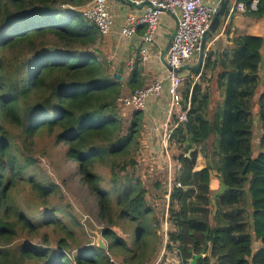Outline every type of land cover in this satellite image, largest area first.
<instances>
[{
    "label": "trees",
    "instance_id": "16d2710c",
    "mask_svg": "<svg viewBox=\"0 0 264 264\" xmlns=\"http://www.w3.org/2000/svg\"><path fill=\"white\" fill-rule=\"evenodd\" d=\"M92 1L0 0V264L159 260L168 189L159 181L152 186L163 193L160 218L135 172L144 137L163 147L169 97L165 92L149 99L147 105L157 113L153 119L119 102L147 86L140 68L134 65L126 76L118 56L110 60L102 53V59L93 51L105 37L78 10ZM238 2L247 6V16L264 19V0L256 11L250 10L252 0ZM263 51V37L238 36L228 66L208 52L202 70L182 73L187 77L184 101L193 92L188 122L169 139V148L177 146L181 154L166 209L171 229L165 244L168 258L177 262L158 264H192L197 255L202 258L196 264H264V90L257 95ZM217 68L222 72L210 77ZM38 135L65 146V160L77 165L101 214L111 217L114 203L117 219L130 227L123 231L128 238L105 228L106 249L91 242L82 246L76 231L80 224L75 219L66 223L63 212L45 205L57 186L29 174L36 162L19 145ZM207 144L213 163L197 170L198 147ZM103 168L109 170L107 179L99 173ZM216 179L227 190L217 198L214 214ZM27 192L45 207L25 211L20 198ZM243 196L251 210L247 234L228 208ZM223 220L227 226H221Z\"/></svg>",
    "mask_w": 264,
    "mask_h": 264
},
{
    "label": "rangeland",
    "instance_id": "374dc122",
    "mask_svg": "<svg viewBox=\"0 0 264 264\" xmlns=\"http://www.w3.org/2000/svg\"><path fill=\"white\" fill-rule=\"evenodd\" d=\"M78 10L81 11L80 9ZM106 39L107 38L105 37L104 42H99V44L94 47L93 51L102 59L106 54L110 60H115L116 51L115 48H112L114 43L106 41ZM102 53L105 54L102 55ZM262 55V62L260 64V70L258 71V96L259 93L264 90V51ZM198 57L199 52L196 54L195 59H197ZM198 79L199 77L197 78V81ZM184 88L185 84L183 85L182 89ZM212 89H215V87H212ZM212 93L214 94V91ZM124 95H128L127 92H125ZM254 106L256 107V114H258L257 99L253 102V110ZM142 137H144L143 133ZM156 143L157 141H148V138L146 137L142 139V149L140 150V153L138 154V157L136 159L138 162V168L135 172V176L139 177L147 188L148 202L154 207L158 217L161 218L165 214V221L163 223L162 230L164 235V244L162 245V249L158 259L161 261L163 260V262L170 260L171 262L176 263L177 260L172 261V259L174 258H168L171 253H165V244L169 238L167 232L171 229L170 225H168V223L166 222L168 218L166 209H168L169 197L171 190L173 189V187L172 189L170 188V180L174 181L176 174L179 171L180 165L177 161V158L181 154V150H179L177 146L169 148V142L166 149L164 133L161 141L163 146L161 150L156 148ZM19 145L23 148L25 154L32 157L36 162V164H34L30 168L29 174H33L38 179H43L57 186L54 191V195L47 200L48 202L45 205H49L50 208L59 209L61 212H63L64 216L62 217L66 223L72 224L70 220L75 219L76 222L80 224V227L76 231L79 239L81 240L82 246H87V243L89 242H91V244H95L97 238L102 237L101 231L105 228L113 229L119 236L124 239L129 237L128 234L124 233L123 231L130 230V227L124 224L123 221L117 219L114 203L111 217L106 214H101L97 199L90 192L88 186H86L81 181V177L77 174V165L65 160L66 148L64 145H56L53 140L46 135H38L34 137L32 141L29 140L27 144L23 143V141L20 140ZM150 146H155V148L151 149ZM198 150L199 158L197 170L212 165L213 150L210 149V145L207 144L205 147H198ZM99 173L106 179L109 177L108 169L103 168L99 171ZM155 181L161 182L162 186L168 189V200L164 203V214L161 211L163 207V203L161 201L163 193L161 191H154L152 186ZM102 185H104V183ZM212 189L214 191L219 190L217 179L212 185ZM27 193L28 194H25L20 198L21 205L24 206L25 211H37L36 209L42 210L45 207L42 202H36L33 196L29 192ZM228 208L229 213H232L230 216H235L236 224L242 227V232L245 234L249 233L250 227L248 217L251 210L249 208V205L247 206L244 196L241 198L240 203H237L236 205ZM221 226H227V222L223 220ZM55 234V232H52L50 234V237L54 239ZM257 245L258 243H255V247H257ZM75 253L76 251L74 252V254Z\"/></svg>",
    "mask_w": 264,
    "mask_h": 264
},
{
    "label": "built area",
    "instance_id": "2783aa9c",
    "mask_svg": "<svg viewBox=\"0 0 264 264\" xmlns=\"http://www.w3.org/2000/svg\"><path fill=\"white\" fill-rule=\"evenodd\" d=\"M131 5H146V11L142 16L130 14L127 16V26L122 30V35L132 39L140 27L146 28L143 40L148 46L141 50L143 61L150 56L149 44H155L161 17L170 13L177 19V33L166 55V63L171 68L168 70L167 86L163 80H157L145 88L137 90L128 96H121L119 102L126 107H132L136 111H143L147 102L152 97H162L167 92L169 97V109L164 124V140L167 149L170 135L180 125L188 122V113L191 108L192 90L187 101H184L182 88L186 78L176 71L189 64L200 51L203 34L208 30L213 17L218 11L222 0L213 5H206L204 0H126ZM260 0H252L250 10L256 11ZM83 17L94 24L101 35L108 37L113 30V17L108 8V0H93L79 8ZM229 11V10H228ZM232 14L248 11L244 3L230 8ZM184 102L186 108L184 107ZM174 186L170 180V188ZM176 186L181 187L180 184ZM160 260L156 263L158 264Z\"/></svg>",
    "mask_w": 264,
    "mask_h": 264
},
{
    "label": "crops",
    "instance_id": "0c3cea01",
    "mask_svg": "<svg viewBox=\"0 0 264 264\" xmlns=\"http://www.w3.org/2000/svg\"><path fill=\"white\" fill-rule=\"evenodd\" d=\"M218 0H204L206 5H213ZM240 4L238 0L231 1V7ZM108 8L113 17L112 33L106 37V41L113 42L115 48L118 68L124 65L125 75L130 74L134 65L141 70L142 81L148 86L157 80H163L167 86L168 69L161 60V55L170 43L175 30L176 20L172 14L165 13L161 17V22L155 37L156 43L149 44L150 56L147 61H143L141 50L148 46L143 40L146 33L145 27H140L134 38L129 39L122 35V30L127 26V16L135 14L142 16L146 11V5H128L118 0H108ZM243 35L258 36L264 38V19L247 16L245 13H231L230 9L224 18L222 25L216 35L212 37L206 46L205 58L208 52L214 55L220 63L226 67L234 52V42L236 37ZM166 59V57H165ZM199 57L189 63L197 65ZM204 68V67H203ZM220 68H223L220 66ZM220 68L210 72V77L217 78V74L222 72ZM169 109V106H168ZM145 111L153 119L156 111L147 105ZM168 114V112H167ZM167 118V117H166ZM165 124V122H164ZM215 182V181H214ZM219 182V181H218Z\"/></svg>",
    "mask_w": 264,
    "mask_h": 264
},
{
    "label": "water",
    "instance_id": "95a60500",
    "mask_svg": "<svg viewBox=\"0 0 264 264\" xmlns=\"http://www.w3.org/2000/svg\"><path fill=\"white\" fill-rule=\"evenodd\" d=\"M118 1H121L124 4L131 5L126 0H118ZM143 5L144 6L148 5V3H144ZM231 6H232L231 5V0H222L221 1L220 6L218 8V11L215 14V16L213 17V20L211 22L210 27L208 28V30L202 36L201 46H200V51H199L198 64L195 65V66L189 65V64L184 65L182 68L178 69L176 71V73L182 74V73H184L185 71H188V70H202L203 69L207 42L212 37H214L216 35V33L218 32V30L220 29V27L222 25V21L226 17V15L228 13V10L230 9ZM175 20H176V25H177L178 21H177L176 17H175ZM176 33H177V26H176L175 33H174L170 43L168 44V46L166 47L165 51L161 55V60H162L163 64L165 65L166 69H168V70H171V68L167 65L165 57H166V55H167V53H168V51H169V49H170V47H171V45L173 43V40H174V38L176 36ZM114 78H116V79H118L120 81L124 80V77L122 75L118 74V73L114 74ZM226 190H227V187L224 184H221L219 190H217V191H215L213 193V195H212V204H213V207H214V214H216V212H217V198L219 196H222L226 192ZM96 245L99 248L103 249V250L107 248V245H106V243H105V241L103 240L102 237L97 238ZM200 258H202L201 255L195 256L194 259L192 260V264H196L197 260L200 259Z\"/></svg>",
    "mask_w": 264,
    "mask_h": 264
}]
</instances>
